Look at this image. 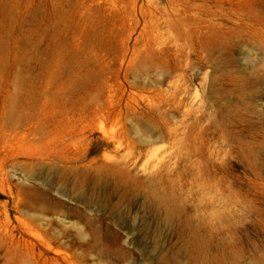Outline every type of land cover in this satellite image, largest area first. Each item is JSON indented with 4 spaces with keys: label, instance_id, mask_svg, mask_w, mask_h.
<instances>
[{
    "label": "rangeland",
    "instance_id": "374dc122",
    "mask_svg": "<svg viewBox=\"0 0 264 264\" xmlns=\"http://www.w3.org/2000/svg\"><path fill=\"white\" fill-rule=\"evenodd\" d=\"M169 3L0 0V264H201L177 205L199 185L252 198L234 185L245 164L214 153L229 149L221 133L199 156L196 122L237 100L239 74L264 112L262 42L210 54L212 34L190 33L187 56L173 24L144 26L142 8Z\"/></svg>",
    "mask_w": 264,
    "mask_h": 264
},
{
    "label": "bare ground",
    "instance_id": "6f19581e",
    "mask_svg": "<svg viewBox=\"0 0 264 264\" xmlns=\"http://www.w3.org/2000/svg\"><path fill=\"white\" fill-rule=\"evenodd\" d=\"M168 7L156 4L142 8L144 26L151 24L153 32L157 30L160 19L173 24L179 36L185 39L178 48L183 51L187 47L190 49L185 52L187 56L198 55L197 46L190 42V33L198 36L212 34V45L207 48L210 54L214 50L231 52L245 35L260 39L264 51V10L261 4L254 5L253 0H170ZM168 16L170 18H163ZM203 23H206L205 31ZM198 59L201 63L206 62L203 57ZM261 70L258 79L264 85V62ZM243 77L239 74L236 78V101L217 100L219 109L205 126L202 124L203 116L197 118L196 136L199 139L198 154L202 158L204 134L223 135L224 145L229 149H214V153L235 154L245 164L249 173L241 176L244 179L241 183L234 185L237 193L245 191V194L251 193L252 198L246 200L245 196L239 200L237 196L229 195L206 196L204 186L199 185L196 198L177 205L181 209L185 207L186 214L193 215L181 220L178 228L183 235L191 237L190 242L197 250L201 264H243L248 258H264V252L260 253L264 251V112L253 116L248 110L249 105L243 103L246 94L243 88L250 82ZM260 94L264 95V86ZM213 166L215 171L219 170L215 164ZM230 188L226 187L227 190ZM165 209L168 220L174 213V207ZM208 214H211L210 218Z\"/></svg>",
    "mask_w": 264,
    "mask_h": 264
}]
</instances>
